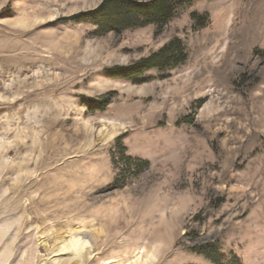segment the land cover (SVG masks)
I'll list each match as a JSON object with an SVG mask.
<instances>
[{
  "label": "rangeland",
  "instance_id": "1",
  "mask_svg": "<svg viewBox=\"0 0 264 264\" xmlns=\"http://www.w3.org/2000/svg\"><path fill=\"white\" fill-rule=\"evenodd\" d=\"M101 2L0 0V264H54L70 232L85 264H264V0L118 30Z\"/></svg>",
  "mask_w": 264,
  "mask_h": 264
},
{
  "label": "trees",
  "instance_id": "2",
  "mask_svg": "<svg viewBox=\"0 0 264 264\" xmlns=\"http://www.w3.org/2000/svg\"><path fill=\"white\" fill-rule=\"evenodd\" d=\"M192 0H150L138 2L136 0H102L100 5L87 12L94 23L106 26L110 30H118L122 27L145 24L148 22L165 23L171 19L176 11ZM7 10V8H5ZM84 14L73 15L74 19H81ZM185 58L183 48L179 40H174L164 46L158 52L144 58L141 62L143 69L148 68H172ZM130 68L120 71L121 74L133 70ZM116 73V72H115ZM118 72V75H120ZM117 75V74H114ZM108 99L98 102L96 99H88L87 107L101 108L106 105ZM128 158V157H127ZM146 164V162H140Z\"/></svg>",
  "mask_w": 264,
  "mask_h": 264
},
{
  "label": "bare ground",
  "instance_id": "3",
  "mask_svg": "<svg viewBox=\"0 0 264 264\" xmlns=\"http://www.w3.org/2000/svg\"><path fill=\"white\" fill-rule=\"evenodd\" d=\"M59 240L63 243H59L56 249L49 252V254L56 252L53 256L54 264H64V258L61 256L64 252L69 253L65 260L73 259L74 264H85L87 259L91 258L92 245L90 238L70 232L69 237L62 236Z\"/></svg>",
  "mask_w": 264,
  "mask_h": 264
}]
</instances>
